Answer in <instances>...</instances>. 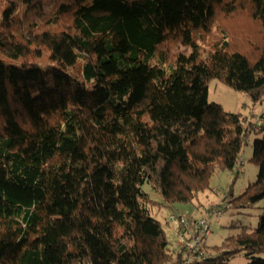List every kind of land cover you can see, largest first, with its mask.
Masks as SVG:
<instances>
[{
  "label": "trees",
  "instance_id": "trees-1",
  "mask_svg": "<svg viewBox=\"0 0 264 264\" xmlns=\"http://www.w3.org/2000/svg\"><path fill=\"white\" fill-rule=\"evenodd\" d=\"M214 78L264 100V0L1 2L0 264H182L144 186L173 208L236 170L247 132ZM252 160L234 208L264 201V139ZM216 249L194 264H264V214Z\"/></svg>",
  "mask_w": 264,
  "mask_h": 264
},
{
  "label": "rangeland",
  "instance_id": "rangeland-1",
  "mask_svg": "<svg viewBox=\"0 0 264 264\" xmlns=\"http://www.w3.org/2000/svg\"><path fill=\"white\" fill-rule=\"evenodd\" d=\"M1 2L4 0H0V5ZM175 51L190 53L191 49L180 45ZM42 63L47 64L48 62L46 59H42ZM207 96L209 102L218 103L224 111L237 115L247 135L244 137L240 163L236 170H217L211 177V188L202 192L199 198L191 203H181L171 208L163 204L160 194L155 192L149 184L144 186L150 198L155 201L150 205L152 216L158 219L165 229L169 247L175 259L182 251V245L179 244L181 231L178 227L177 217L184 216L188 220L203 219L207 222L211 232L206 237L205 244L211 256L214 257L217 255L216 248L221 246L229 236L239 233L242 226L256 227L261 215L264 214V201L237 209L226 200L230 191H233L237 196L257 179L259 166L252 160V157L255 140L264 139V100L254 101L248 92L238 90L217 78L209 81ZM238 168H240L239 173L237 172ZM209 208H213L215 211L220 209L222 213L220 215L216 212L212 214L208 211ZM185 249L184 258L187 259L191 252L188 247ZM223 262L225 264H247L249 260L245 253L241 252ZM200 264L210 263L201 262Z\"/></svg>",
  "mask_w": 264,
  "mask_h": 264
},
{
  "label": "built area",
  "instance_id": "built-area-1",
  "mask_svg": "<svg viewBox=\"0 0 264 264\" xmlns=\"http://www.w3.org/2000/svg\"><path fill=\"white\" fill-rule=\"evenodd\" d=\"M208 211L212 214L215 212L220 215L222 210H214L213 208H209ZM173 219V217H172ZM178 227L180 229V239L179 244L182 246H187L188 250L191 252L190 256L184 260L182 264H194V258L200 257L202 251L199 252V255L196 256L198 249L205 243L206 237L210 235V227L208 226L207 222L203 219L196 221V233L192 235L191 238L188 237L187 231L185 232L186 228L188 227V219L184 216L177 217ZM194 253V256H193Z\"/></svg>",
  "mask_w": 264,
  "mask_h": 264
}]
</instances>
